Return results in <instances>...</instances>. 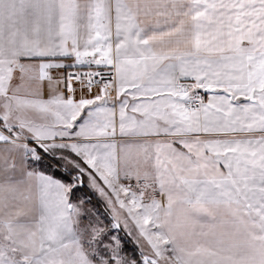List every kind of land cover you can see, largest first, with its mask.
<instances>
[{
	"label": "snow or ice",
	"instance_id": "1",
	"mask_svg": "<svg viewBox=\"0 0 264 264\" xmlns=\"http://www.w3.org/2000/svg\"><path fill=\"white\" fill-rule=\"evenodd\" d=\"M0 264H264V0H0Z\"/></svg>",
	"mask_w": 264,
	"mask_h": 264
}]
</instances>
